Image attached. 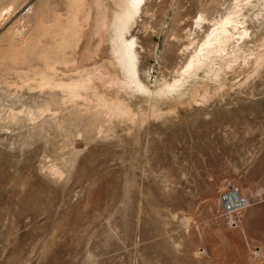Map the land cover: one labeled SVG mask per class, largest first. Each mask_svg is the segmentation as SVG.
<instances>
[{"label":"rangeland","instance_id":"rangeland-1","mask_svg":"<svg viewBox=\"0 0 264 264\" xmlns=\"http://www.w3.org/2000/svg\"><path fill=\"white\" fill-rule=\"evenodd\" d=\"M75 2L0 0V264H264V61L157 95L237 0L143 1L129 35L150 94L96 78L125 80L103 25L119 0ZM241 17L264 51V0ZM85 75L73 98L42 83Z\"/></svg>","mask_w":264,"mask_h":264},{"label":"bare ground","instance_id":"bare-ground-1","mask_svg":"<svg viewBox=\"0 0 264 264\" xmlns=\"http://www.w3.org/2000/svg\"><path fill=\"white\" fill-rule=\"evenodd\" d=\"M80 1L81 0H76V9L77 6H79ZM134 2L135 0H119L118 8L113 12L109 23L103 18V25L107 26V29L110 32V43L114 61H116L117 65L123 70L125 74V80H120L116 75L114 76L109 72L100 69V71L98 70L96 74V78H98L99 81L107 82L108 84H116L121 82L125 87H135L142 92L150 94V90L141 81L138 75L137 40L135 36L131 34L129 35L130 30L136 21L137 15L143 9V2L133 7ZM248 2H250V0H237L236 6L228 11V13L219 19H213V22L211 21V28L206 32L201 42L197 43L195 36L190 39L189 43H196V45L192 53H190L184 68L178 77H176L172 82H166L157 91V95L159 97L173 95L182 97L187 91L190 82L197 81L196 79L199 76L200 70H205L208 74V77L218 80V83L221 84L223 79L222 76L227 74L228 69L236 66L237 63L239 64L238 61L240 58H243L246 64L252 63L254 66H260L263 63L264 51L260 48L259 50L253 51V48H249L247 44V40L250 38L251 32L249 31V28L246 24V19L241 17V15L243 6ZM81 6H83L82 3ZM204 20H206V18L200 14L196 23L200 24ZM248 50L249 54L248 56L247 54L245 56V53ZM92 78L93 77L90 75L89 77L79 79L78 81L70 83L60 82L56 84V82L52 81L53 79L50 80L45 76V79L43 77L44 80L42 83L43 86L44 84H47L50 87L54 85L59 86L68 95H70L71 98H73L81 95L83 90L92 85L93 80L96 79L95 77L94 79ZM101 104L107 110H120L121 112L125 111V108H122L118 104L116 105L113 103L112 105L107 103L105 100H103ZM117 112L115 111V113ZM227 203L231 204L233 209L237 210L243 207L246 202L238 191L232 190V192L229 194Z\"/></svg>","mask_w":264,"mask_h":264},{"label":"built area","instance_id":"built-area-1","mask_svg":"<svg viewBox=\"0 0 264 264\" xmlns=\"http://www.w3.org/2000/svg\"><path fill=\"white\" fill-rule=\"evenodd\" d=\"M231 192H232V190L229 191V192H227V193H225V194L223 195L224 208H225V210L228 211V212H234V209H233L232 205L227 203V201H228V199H229V194H230Z\"/></svg>","mask_w":264,"mask_h":264},{"label":"snow or ice","instance_id":"snow-or-ice-1","mask_svg":"<svg viewBox=\"0 0 264 264\" xmlns=\"http://www.w3.org/2000/svg\"><path fill=\"white\" fill-rule=\"evenodd\" d=\"M142 2H143V0H135L133 7H135L137 4L142 3Z\"/></svg>","mask_w":264,"mask_h":264}]
</instances>
